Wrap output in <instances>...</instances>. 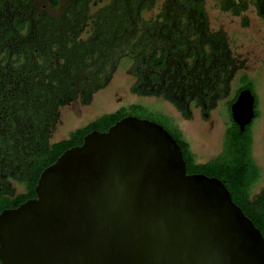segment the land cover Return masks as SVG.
I'll use <instances>...</instances> for the list:
<instances>
[{"label": "water", "instance_id": "1", "mask_svg": "<svg viewBox=\"0 0 264 264\" xmlns=\"http://www.w3.org/2000/svg\"><path fill=\"white\" fill-rule=\"evenodd\" d=\"M242 131L253 96L229 104ZM0 210V264H264V238L222 182L186 173L160 124L133 115L86 132Z\"/></svg>", "mask_w": 264, "mask_h": 264}, {"label": "trees", "instance_id": "2", "mask_svg": "<svg viewBox=\"0 0 264 264\" xmlns=\"http://www.w3.org/2000/svg\"><path fill=\"white\" fill-rule=\"evenodd\" d=\"M21 1L22 19L15 27L17 31L22 30V51L9 64L14 68L13 82L3 77L4 83L0 85V111L7 126L5 138L13 144L10 147L13 157H17L19 151V171L25 173L26 166L31 167L27 183L30 192L26 196L32 197L39 172L61 151L79 144L82 136L92 129L105 130L126 112L124 107H119L102 113L70 131L65 138L49 142L50 132L58 118V108L74 100L82 105L88 104L92 94L108 79L106 71L115 54L118 30L109 6L89 13L90 0H67L56 15L43 9L38 11L34 0ZM48 2L50 8L58 6L57 0ZM240 89L228 101V114L229 104ZM254 105L253 100V117L242 131L238 130L229 114L231 126L224 131L220 151L201 163L194 161L189 145L177 127L168 123L162 126L178 144L186 173H203L219 179L233 203L240 207L264 238V183L256 193H251L260 177V170L251 156L249 125L256 117ZM127 107L132 111L142 108L139 104ZM178 108L183 117H189ZM26 196H18L9 205L15 206ZM7 201L5 198L4 202Z\"/></svg>", "mask_w": 264, "mask_h": 264}, {"label": "flooded vegetation", "instance_id": "3", "mask_svg": "<svg viewBox=\"0 0 264 264\" xmlns=\"http://www.w3.org/2000/svg\"><path fill=\"white\" fill-rule=\"evenodd\" d=\"M106 6L115 16L118 33L115 54L106 71L109 77L103 84L117 71L130 94L147 97L160 108L168 102L188 115L190 105H195L206 119L215 100L226 95L233 71L246 68L245 57L231 52L229 35L210 18V10L231 16L242 14L245 26L246 12L251 11L264 26V0H107L101 7ZM22 8L21 0H0V85L5 77L13 82L14 68L9 64L22 51V30L15 27L21 22ZM2 115L0 111V210L23 201L9 205L18 196L29 194L31 175L30 165L25 173L19 171V151L13 157V144L5 138L7 126ZM125 115L143 118L133 113Z\"/></svg>", "mask_w": 264, "mask_h": 264}, {"label": "rangeland", "instance_id": "4", "mask_svg": "<svg viewBox=\"0 0 264 264\" xmlns=\"http://www.w3.org/2000/svg\"><path fill=\"white\" fill-rule=\"evenodd\" d=\"M57 1L58 6L50 8L48 0H34L38 10H46L52 15L58 14L67 0ZM93 1L88 2L89 13L107 3V0H95V3ZM210 1L206 0V3ZM209 16L214 19L215 24L223 26L230 38L231 52L245 57L246 68L233 71L226 95L215 100L214 107L207 112V119L203 117L202 110L195 105H190V115L185 118L168 102L160 108L159 103L147 101V97L139 98L130 94L128 87L119 81V76H122L116 71L110 75L106 84L92 94L88 104L82 105L74 100L58 108V118L50 132L49 142L65 138L70 131L83 126L102 113L124 107L126 114L133 113L162 124L168 123L169 126L178 127L189 145L194 161L205 162L220 151L224 131L231 126L227 109L228 101L236 90L247 88L253 96L256 113V117L249 125L251 156L260 170V177L251 189L252 194L256 193L264 183V26L251 11L246 12L248 20L246 26L241 23L244 17L242 14L231 16L212 9ZM83 35L84 32L81 36ZM241 74L246 75L248 79L240 76ZM133 103L141 105L142 108L132 111L127 106ZM160 112L171 117L164 116Z\"/></svg>", "mask_w": 264, "mask_h": 264}]
</instances>
